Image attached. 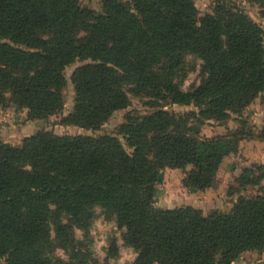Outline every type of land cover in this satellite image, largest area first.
<instances>
[{
	"label": "trees",
	"instance_id": "16d2710c",
	"mask_svg": "<svg viewBox=\"0 0 264 264\" xmlns=\"http://www.w3.org/2000/svg\"><path fill=\"white\" fill-rule=\"evenodd\" d=\"M215 1L216 13L197 26L191 0H100L99 13L80 0H0V104L10 92L31 119L59 112L64 69L79 60L89 62L71 75L74 106L63 125L99 129L129 105L128 85L192 104L204 119L239 115L264 91L262 31ZM252 1L264 7V0ZM186 53L203 61L206 77L182 92L171 77ZM191 115H128L117 129L125 148L110 135L40 132L18 147L0 141V261L51 264L47 220L59 225L65 213L80 221L95 205L125 228L137 252L132 264H231L245 251L264 250V165L235 179L239 191H230L260 192L239 196L228 211L205 216L191 207L151 208L158 170L190 167L184 187L204 191L222 159L252 136L240 129L197 137L185 126ZM256 138L264 142V126Z\"/></svg>",
	"mask_w": 264,
	"mask_h": 264
},
{
	"label": "rangeland",
	"instance_id": "374dc122",
	"mask_svg": "<svg viewBox=\"0 0 264 264\" xmlns=\"http://www.w3.org/2000/svg\"><path fill=\"white\" fill-rule=\"evenodd\" d=\"M128 2V0H122ZM195 10V22L206 15H214L218 10L215 0H191ZM237 12L245 15L262 31L264 44V7L252 0H220ZM82 8L101 12L100 0H80ZM78 37H84L80 31ZM180 67L174 71L171 83L182 92L192 90L205 77L203 61L190 53L182 55ZM89 61L75 60L64 69L65 87L62 89V109L43 120L29 118V110L20 107L10 92H6V102L0 104V141L11 147H18L25 138L37 133H52L55 136H92L110 135L125 143L117 129L125 122V117L149 116L163 111L174 115L193 113L185 124L188 130L200 138H214L231 134L240 129L251 132L250 138L241 139L235 151L224 157L218 167L213 185L197 191L184 187L186 170L164 168L157 171L158 181L153 187V202L151 208L155 211L191 207L200 210L205 216L214 211H228L239 196H252L260 192L257 188H247L245 191H230L236 189L235 179L246 169L264 165V142L256 138L257 132L264 126V91L256 96L248 105L240 109V116L233 111H226L224 118L214 117L204 119L199 117L200 109L194 105H179L172 103L168 96L152 97V91L140 90L132 85L124 87L129 99V105L115 111L97 130H89L74 125H63L61 120L71 113L74 106V92L71 75L75 69ZM167 63H164V66ZM158 72V68H157ZM164 95V94H162ZM264 185V181H263ZM238 190V188L236 189ZM239 191V190H238ZM53 209V206L50 207ZM55 225L54 217L47 220L49 249L45 256L51 264H77L85 261L87 264H132L137 252L125 239V228L116 224L111 213L105 212L100 206L86 210L80 221L65 213ZM56 226L65 229L62 235L56 233ZM64 231V230H63ZM82 263V262H81ZM264 250H251L241 253L231 264H263ZM0 264L3 262L0 261Z\"/></svg>",
	"mask_w": 264,
	"mask_h": 264
}]
</instances>
